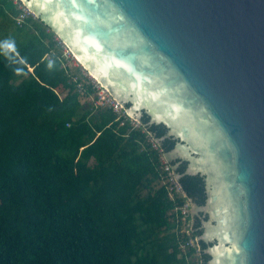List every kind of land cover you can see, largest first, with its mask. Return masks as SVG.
Listing matches in <instances>:
<instances>
[{
  "label": "trees",
  "instance_id": "trees-1",
  "mask_svg": "<svg viewBox=\"0 0 264 264\" xmlns=\"http://www.w3.org/2000/svg\"><path fill=\"white\" fill-rule=\"evenodd\" d=\"M20 12L0 0V264H196L181 248L183 199L147 138L172 150L166 126L96 107L56 33L33 15L18 23ZM186 166L180 181L203 205L204 178Z\"/></svg>",
  "mask_w": 264,
  "mask_h": 264
},
{
  "label": "water",
  "instance_id": "water-1",
  "mask_svg": "<svg viewBox=\"0 0 264 264\" xmlns=\"http://www.w3.org/2000/svg\"><path fill=\"white\" fill-rule=\"evenodd\" d=\"M21 1L204 178L207 264H264V0Z\"/></svg>",
  "mask_w": 264,
  "mask_h": 264
},
{
  "label": "built area",
  "instance_id": "built-area-1",
  "mask_svg": "<svg viewBox=\"0 0 264 264\" xmlns=\"http://www.w3.org/2000/svg\"><path fill=\"white\" fill-rule=\"evenodd\" d=\"M18 5V8L21 9L19 16L17 17V22L22 23L26 17L29 15H33L37 17L35 12L32 11L29 7H27L21 0H14ZM58 39V37H57ZM59 42L63 45L65 54L68 57L75 58L79 65L82 66L84 70L85 76L89 78V83L92 84V87L95 89V94L90 97V100L93 101L96 107H109L113 109L115 112L129 118L131 120L132 125L134 127L142 126V120L130 117L126 109L114 95L110 91V89L104 86L96 77H94L89 71H87L84 66L80 63L79 59L75 56L72 49L63 41L60 37L58 39ZM82 91V86H80ZM144 132H147L145 128H143ZM147 138L154 149L158 151L160 162L162 169L165 172V180L164 183L167 185L169 189L170 196L173 199H176L177 196L183 199V203L179 204L177 207L179 220L182 222V233H186L187 240L183 241L181 244V248L184 250L194 249L193 256L198 257L196 264H203V253H206L201 245L200 233L201 227L198 225V218L195 216L193 205L194 201L189 195L187 194L186 190L184 189L180 178L178 177V171L168 158V151L163 147L160 138L156 137L152 132H147Z\"/></svg>",
  "mask_w": 264,
  "mask_h": 264
},
{
  "label": "rangeland",
  "instance_id": "rangeland-1",
  "mask_svg": "<svg viewBox=\"0 0 264 264\" xmlns=\"http://www.w3.org/2000/svg\"><path fill=\"white\" fill-rule=\"evenodd\" d=\"M36 14V13H35ZM36 16H37V18H39L38 17V15L36 14ZM41 20V19H40ZM42 21V20H41ZM44 22V21H43ZM44 24L45 25H47L45 22H44ZM48 26V25H47ZM49 27V26H48ZM49 29H51L52 31H54L52 28H50L49 27ZM55 32V31H54ZM56 33V32H55ZM56 35H57V37H58V39H60V36L56 33ZM70 65L71 66H77V65H79V63L76 61V59L75 58H70ZM175 162H179V160H175ZM193 210H194V213H195V216L197 217V218H199L198 216H199V213H200V205H198L197 203H194V205H193ZM202 215V214H201ZM194 259H195V261H197V259H198V257L196 256V257H194Z\"/></svg>",
  "mask_w": 264,
  "mask_h": 264
},
{
  "label": "bare ground",
  "instance_id": "bare-ground-1",
  "mask_svg": "<svg viewBox=\"0 0 264 264\" xmlns=\"http://www.w3.org/2000/svg\"><path fill=\"white\" fill-rule=\"evenodd\" d=\"M76 56V55H75ZM77 57V56H76ZM79 59L83 62V63H85L86 65H88L80 56H79ZM92 75L94 76V77H96L97 79H99L100 80V76L94 71V70H92Z\"/></svg>",
  "mask_w": 264,
  "mask_h": 264
}]
</instances>
